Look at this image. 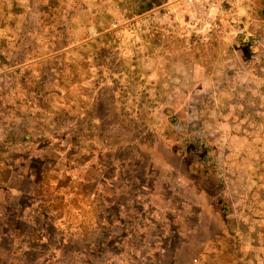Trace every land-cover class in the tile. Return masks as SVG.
Segmentation results:
<instances>
[{"label":"rangeland","instance_id":"rangeland-1","mask_svg":"<svg viewBox=\"0 0 264 264\" xmlns=\"http://www.w3.org/2000/svg\"><path fill=\"white\" fill-rule=\"evenodd\" d=\"M145 3L70 11L63 57L1 44L0 264H264V0L205 46L179 10L143 44L107 33Z\"/></svg>","mask_w":264,"mask_h":264},{"label":"crops","instance_id":"crops-1","mask_svg":"<svg viewBox=\"0 0 264 264\" xmlns=\"http://www.w3.org/2000/svg\"><path fill=\"white\" fill-rule=\"evenodd\" d=\"M95 2L96 0H87L86 2H83V0H0V46L6 44L8 54L14 51L13 57L18 59L17 65L26 63L29 58L45 60L54 56L63 57L65 51L75 48L85 40L82 42L77 41L75 46L67 49L61 46V49L53 50L49 54V48L45 47L44 43L51 47L54 43L65 42L62 29L59 30L61 24L58 20L68 16L67 13L70 11L79 13V17L81 11L94 12ZM44 15L49 16L51 19L49 23H52V26L47 23L43 24ZM111 22L112 20L107 29L109 34ZM50 27L54 29L53 32L49 29ZM76 30L77 33L81 32L87 35L86 40H96L97 36L93 26L90 25L85 28L83 23L77 22ZM6 33L9 34L5 35ZM218 38L217 36L216 39ZM216 39L214 38V41ZM244 40L246 44L254 45L257 39L254 40L246 35ZM233 43L236 44L237 41ZM254 51L255 49L253 53ZM0 53H2L1 48Z\"/></svg>","mask_w":264,"mask_h":264},{"label":"built area","instance_id":"built-area-1","mask_svg":"<svg viewBox=\"0 0 264 264\" xmlns=\"http://www.w3.org/2000/svg\"><path fill=\"white\" fill-rule=\"evenodd\" d=\"M252 0H164L137 14L116 6L118 15L111 22L110 34L122 44L137 45L148 41L176 10L183 13L182 32L197 46H205L226 28L237 27ZM264 43V38L255 40ZM261 52H256L259 60Z\"/></svg>","mask_w":264,"mask_h":264},{"label":"trees","instance_id":"trees-1","mask_svg":"<svg viewBox=\"0 0 264 264\" xmlns=\"http://www.w3.org/2000/svg\"><path fill=\"white\" fill-rule=\"evenodd\" d=\"M144 1H146V3L144 4V6H141V11L148 10L154 5H159L163 0H141L142 3Z\"/></svg>","mask_w":264,"mask_h":264}]
</instances>
